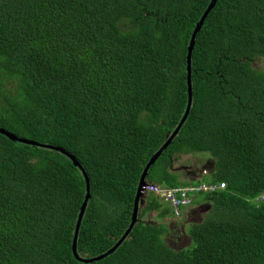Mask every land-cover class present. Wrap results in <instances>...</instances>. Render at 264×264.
Masks as SVG:
<instances>
[{"label":"trees","instance_id":"1","mask_svg":"<svg viewBox=\"0 0 264 264\" xmlns=\"http://www.w3.org/2000/svg\"><path fill=\"white\" fill-rule=\"evenodd\" d=\"M210 2L0 0V127L82 163L79 256L107 252L128 228L145 165L186 114L188 82L189 112L146 184H226L194 198L210 210L190 224V246L173 249L167 223L144 221L175 215L149 191L129 236L84 263L72 250L84 174L0 133V264H264V69L252 64L264 57V0H217L188 62ZM202 152L213 176L173 170Z\"/></svg>","mask_w":264,"mask_h":264},{"label":"water","instance_id":"2","mask_svg":"<svg viewBox=\"0 0 264 264\" xmlns=\"http://www.w3.org/2000/svg\"><path fill=\"white\" fill-rule=\"evenodd\" d=\"M217 0H211L209 6L207 7V9L204 11L203 15L201 16L200 20L197 22V24L194 27V30L192 32L190 41H189V47H188V62H190V57H191V52L193 50L194 47V42H195V38L196 35L198 33V31L200 30L206 16L209 14V12L211 11L212 7L215 5ZM188 86H189V99H188V105H187V111L185 116L182 118V120L180 121V123L177 125V127L170 132L167 135L166 140L163 142V144L161 145V147L151 156L150 160L148 161V163L145 165L144 170L140 176V180L137 186V190H136V195L134 198V206H133V212H132V216H131V220H130V224L128 226V228L126 229V231L124 232V234L120 237V239L116 242V244L110 248L107 252L94 256V257H81L79 256L78 252H77V243H78V236H79V232H80V227H81V223L88 205V201L90 198V179L88 177L87 172L85 171L82 163L76 158V156L70 152H68L66 149L60 147V146H55L52 144H47V143H42V142H35V141H31L28 139H24L22 137H18L15 134L5 130L4 128L0 127V133L5 134L7 137L13 139V140H17L23 143H27V144H32V145H36V146H42V147H47L50 149H54L57 151H60L62 153H64L65 155H67L73 162V164L75 166H77L82 173L85 176L86 179V190H87V194L86 197L81 205L80 208V212L78 215V218L76 220V229H75V233H74V237H73V242H72V250L74 255L76 256V258L84 263H93L94 261L100 260L102 258H104L105 256L109 255L110 253H112L113 251H115L117 249V247L129 236L130 232L132 231L133 227L135 226V224L137 223V221L139 220V208L141 205V202L143 200V187L146 185V178L148 176L149 173V169L151 168V166L156 162V160L161 156V154L164 152L165 149L168 148V146L171 144L172 140L174 139V137L177 135L183 121L185 120V117L187 115V113L189 112V108L190 105L192 103V93H191V85L188 82Z\"/></svg>","mask_w":264,"mask_h":264},{"label":"rangeland","instance_id":"3","mask_svg":"<svg viewBox=\"0 0 264 264\" xmlns=\"http://www.w3.org/2000/svg\"><path fill=\"white\" fill-rule=\"evenodd\" d=\"M256 68L264 69V57L258 58L255 62L252 63ZM205 153V152H202ZM209 152L204 154H182L179 159H175L173 162V170L179 174L180 178L184 179H192L195 175L197 177L201 176V178H208L213 176V172L210 171L208 174L203 175L202 173L208 172V170L213 165L210 161ZM213 161V160H212ZM152 177L148 176L147 181H151ZM189 181V180H187ZM204 194V193H202ZM199 194L198 199L204 200L203 195ZM196 198V196H195ZM163 205L161 207H165V201L160 199ZM193 208V207H192ZM192 208L185 212L183 216L176 217L175 215L167 216L164 218H160L156 211H147V213L143 216L145 222H165L167 226L170 228V232L165 235V241L168 242V245L173 249H182L191 245L189 241L188 228L193 222H200L205 214L209 212L210 206L205 203L204 206L197 205L195 213L192 212ZM191 213V214H190Z\"/></svg>","mask_w":264,"mask_h":264},{"label":"built area","instance_id":"4","mask_svg":"<svg viewBox=\"0 0 264 264\" xmlns=\"http://www.w3.org/2000/svg\"><path fill=\"white\" fill-rule=\"evenodd\" d=\"M225 187V182H222L219 185L205 183H201L199 185L187 184L175 188H165L156 184H146L143 187V192L151 191L159 194L158 196L171 204L175 211V216L179 217L180 206L184 205L186 206V209L192 206L194 202V196L198 194L199 191H212L215 188L223 189Z\"/></svg>","mask_w":264,"mask_h":264},{"label":"crops","instance_id":"5","mask_svg":"<svg viewBox=\"0 0 264 264\" xmlns=\"http://www.w3.org/2000/svg\"><path fill=\"white\" fill-rule=\"evenodd\" d=\"M204 204H205V203H204ZM190 209H191V208H190ZM196 210H197V208L193 207V208H192V212H191V213H195V212H196ZM191 213H190V214H191Z\"/></svg>","mask_w":264,"mask_h":264},{"label":"clouds","instance_id":"6","mask_svg":"<svg viewBox=\"0 0 264 264\" xmlns=\"http://www.w3.org/2000/svg\"><path fill=\"white\" fill-rule=\"evenodd\" d=\"M258 58H259V57H256V59H258ZM260 58H261V57H260ZM256 59H255V60H256ZM255 60H254V61H255ZM196 195H197V194H196ZM196 195H195V196H196ZM195 196H194V198H195ZM190 208H192V207L190 206V207H188L187 209L190 210ZM187 209H186V210H187Z\"/></svg>","mask_w":264,"mask_h":264},{"label":"bare ground","instance_id":"7","mask_svg":"<svg viewBox=\"0 0 264 264\" xmlns=\"http://www.w3.org/2000/svg\"><path fill=\"white\" fill-rule=\"evenodd\" d=\"M192 97V96H191ZM184 123V122H183Z\"/></svg>","mask_w":264,"mask_h":264}]
</instances>
